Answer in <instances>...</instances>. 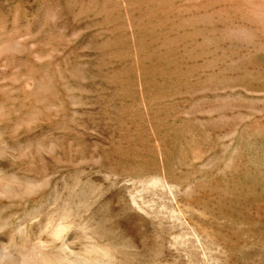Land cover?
I'll use <instances>...</instances> for the list:
<instances>
[{
	"label": "rangeland",
	"instance_id": "rangeland-1",
	"mask_svg": "<svg viewBox=\"0 0 264 264\" xmlns=\"http://www.w3.org/2000/svg\"><path fill=\"white\" fill-rule=\"evenodd\" d=\"M219 8L0 0V234L81 264H264V38Z\"/></svg>",
	"mask_w": 264,
	"mask_h": 264
},
{
	"label": "bare ground",
	"instance_id": "bare-ground-1",
	"mask_svg": "<svg viewBox=\"0 0 264 264\" xmlns=\"http://www.w3.org/2000/svg\"><path fill=\"white\" fill-rule=\"evenodd\" d=\"M211 1L220 5V12L227 14L231 10L248 25H255L253 29L246 26L230 27L224 32L226 37L247 42H254L258 34L264 38V0ZM8 192L10 187L0 179V194ZM21 239H15V236L13 238L6 233L0 234V264H81L79 260L77 262L69 256L54 257L47 254V245L44 243L35 248ZM23 239L27 241V238ZM7 241L10 242L8 246Z\"/></svg>",
	"mask_w": 264,
	"mask_h": 264
}]
</instances>
